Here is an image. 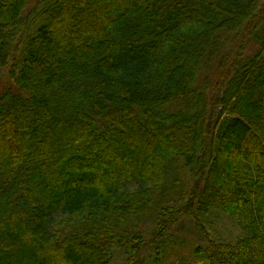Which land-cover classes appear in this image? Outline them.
I'll return each mask as SVG.
<instances>
[{
  "label": "trees",
  "instance_id": "trees-1",
  "mask_svg": "<svg viewBox=\"0 0 264 264\" xmlns=\"http://www.w3.org/2000/svg\"><path fill=\"white\" fill-rule=\"evenodd\" d=\"M2 70L0 264H135L213 209L245 236L209 264H264V0H0Z\"/></svg>",
  "mask_w": 264,
  "mask_h": 264
},
{
  "label": "rangeland",
  "instance_id": "rangeland-1",
  "mask_svg": "<svg viewBox=\"0 0 264 264\" xmlns=\"http://www.w3.org/2000/svg\"><path fill=\"white\" fill-rule=\"evenodd\" d=\"M9 83L5 71L0 73V92ZM136 188L135 185L129 186ZM204 230L191 221H180L167 238L155 244H147L137 256L135 264H209L206 236L216 244L235 243L245 236L236 218L219 210H210L202 219ZM127 231L139 232L142 241L148 243L155 231L153 218L133 221ZM204 232V233H203ZM125 256L113 249L109 253V264H123Z\"/></svg>",
  "mask_w": 264,
  "mask_h": 264
}]
</instances>
